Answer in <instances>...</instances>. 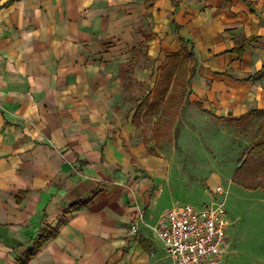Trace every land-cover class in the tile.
<instances>
[{"label": "crops", "instance_id": "obj_1", "mask_svg": "<svg viewBox=\"0 0 264 264\" xmlns=\"http://www.w3.org/2000/svg\"><path fill=\"white\" fill-rule=\"evenodd\" d=\"M191 52L174 119L154 93L140 114ZM209 117L258 119L240 163L264 140V0H0V264H173L151 227L189 183L166 140Z\"/></svg>", "mask_w": 264, "mask_h": 264}, {"label": "rangeland", "instance_id": "obj_2", "mask_svg": "<svg viewBox=\"0 0 264 264\" xmlns=\"http://www.w3.org/2000/svg\"><path fill=\"white\" fill-rule=\"evenodd\" d=\"M189 77V74L185 75L183 72L178 81L180 84L184 82L187 84ZM171 79L165 72L158 82L164 84L161 86H167L169 82L170 92L175 82ZM153 93L158 92H152L149 95L150 98ZM155 108L159 110L161 107ZM157 116L156 113L148 116V121H146L149 124L147 128L150 130ZM189 118H184L185 121L181 120L178 124L182 132L176 145L181 150L187 151L185 158L187 159L186 171L189 184L184 194H181L182 206H192L203 210L210 205L218 206V199L226 197L224 210L226 211L225 218L229 222V247L224 257V264H264V192L259 189L245 188L233 178L240 167L241 157L259 138L258 119H253L252 123L245 126L243 123L232 120L227 122L209 117L208 121L199 126V120H197L198 123H194L196 119ZM232 126L234 128L230 129ZM196 128L202 129L197 135H193L189 129L195 130ZM218 129L223 132H219ZM175 141L174 134L166 140V144H170L173 149ZM211 173H218L222 176L219 182L215 181L214 186ZM217 185L224 186L226 193L221 196L215 195L214 189Z\"/></svg>", "mask_w": 264, "mask_h": 264}, {"label": "built area", "instance_id": "obj_3", "mask_svg": "<svg viewBox=\"0 0 264 264\" xmlns=\"http://www.w3.org/2000/svg\"><path fill=\"white\" fill-rule=\"evenodd\" d=\"M226 193L220 185L214 194ZM218 206L198 210L192 206L170 208L164 211L158 224L152 226L154 234L162 241L173 264H224L228 252L229 222L226 220L224 199ZM144 211L139 212L131 225V234L137 236Z\"/></svg>", "mask_w": 264, "mask_h": 264}, {"label": "trees", "instance_id": "obj_4", "mask_svg": "<svg viewBox=\"0 0 264 264\" xmlns=\"http://www.w3.org/2000/svg\"><path fill=\"white\" fill-rule=\"evenodd\" d=\"M184 49H186V47L183 46V51ZM194 64H195L194 55L191 52L182 57L173 56L169 58L165 64V67L163 68V71L167 72L168 75L172 79H174L175 82L173 85V89L170 92H169V85H170L169 82L166 84L167 86H163V88L159 87L156 91L158 93L155 94L154 96V100L157 107H163L162 110L163 113H165L166 111L170 112L169 116L172 117L171 118L172 120L174 119V116H176L175 109H177V107H179V105L182 104L185 98V92L187 88V84H185V82L183 84H180V82L178 81L179 76H181L182 73L184 72L185 75L189 74V76L191 77ZM174 76L177 77L174 78ZM190 77L189 80L187 81L188 83L190 81ZM179 87H181V90H179ZM166 96L167 99L165 100ZM149 99L150 96H148L146 100L143 102V105L140 106L138 110L140 114H142V112L145 111ZM161 121H163V123L166 126L172 124V121H165L164 119H161ZM177 143H178V134L176 135V144ZM241 161L242 162L240 163V167L238 168V170L236 171L233 177L234 181H237L240 185L245 186V188H249L252 190L259 189V190H263L264 192V140L256 143L249 150L246 158Z\"/></svg>", "mask_w": 264, "mask_h": 264}]
</instances>
